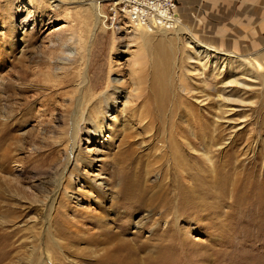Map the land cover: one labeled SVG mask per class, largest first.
<instances>
[{"label": "rangeland", "instance_id": "obj_1", "mask_svg": "<svg viewBox=\"0 0 264 264\" xmlns=\"http://www.w3.org/2000/svg\"><path fill=\"white\" fill-rule=\"evenodd\" d=\"M107 1L91 40L87 1L0 0V264H264V71L245 69L256 54L264 67V0H178L185 31L146 42ZM84 73L75 97L85 125L66 166ZM188 111L204 127L195 151L182 134ZM116 155L133 158L121 170L132 180L158 159L179 167V189L165 181L177 209L162 220L158 202L107 209L123 191ZM185 187L181 203L173 196Z\"/></svg>", "mask_w": 264, "mask_h": 264}, {"label": "bare ground", "instance_id": "obj_2", "mask_svg": "<svg viewBox=\"0 0 264 264\" xmlns=\"http://www.w3.org/2000/svg\"><path fill=\"white\" fill-rule=\"evenodd\" d=\"M82 1H87L88 2V6L89 8L91 9L92 11V15H93V18H94V25H93V28H92V32H91V40H93L94 36L96 35V32H97V26L98 24L96 23L100 21V18H101V15H100V2H98V0H82ZM105 16V15H104ZM104 19L106 20V16L104 17ZM105 20H104V23H105ZM185 26H182V24H179L178 26L174 27L173 29H169V30H157V31H145V30H142L140 31L141 33V36L138 35V39H141L140 41L142 42H146L148 41V36L149 35H155V34H158L159 38L160 39H163L164 41L166 40L165 39V36L167 38V36L169 34L172 33V35H174V37L176 38H179V36L181 35V32L185 31ZM143 34V35H142ZM169 38V37H168ZM147 39V40H146ZM169 41V40H168ZM198 42V41H197ZM196 42V43H197ZM204 47L201 43H197L196 44V47ZM204 50V49H203ZM213 50L212 52L213 53H219L221 54V52H218L215 51V49H211ZM85 52V51H84ZM173 53V52H172ZM85 54V53H84ZM171 54V53H170ZM223 54V53H222ZM86 55V54H85ZM218 55V54H217ZM253 55V54H252ZM258 55L259 54H256V57H253L250 56V58L247 57V59H249L250 61H248V66H245V69L247 70V72H254V73H260L261 71H264V67L262 65H260V63L258 62L259 61V58H258ZM216 56V55H215ZM232 56V55H231ZM188 61H192L191 58H187ZM246 59V60H247ZM239 61V60H238ZM243 65V64H242ZM249 65H251L252 67H250ZM167 65H165L166 67ZM243 66V67H244ZM250 67V68H249ZM250 69V70H248ZM254 69V70H253ZM252 70V71H251ZM74 74V73H73ZM82 75V74H81ZM81 77L80 79V83H79V86L80 88L78 87V89L75 90V93H74V97L77 93L80 92L81 90V86L85 83L86 81V78H87V74L84 73V77ZM253 75V74H252ZM156 78V77H155ZM251 78H253V76H251ZM78 79V77H77ZM161 79V78H160ZM255 80L257 79V77L254 78ZM157 80V79H156ZM263 82H264V77L262 78ZM234 84L237 83V81L235 80L233 82ZM161 84V83H160ZM137 85V84H136ZM162 85V84H161ZM41 86V85H40ZM155 86H159L158 85H155ZM156 88V87H155ZM162 88V87H161ZM41 89V88H40ZM160 89V88H159ZM47 90V88H46ZM164 91V90H163ZM169 91V90H168ZM23 93H27L28 91H24L22 90ZM159 92V91H158ZM159 94H161L159 92ZM163 94V93H162ZM165 95V94H164ZM170 95V94H169ZM84 97V96H83ZM158 97V96H157ZM161 98V97H160ZM76 99V100H75ZM75 103H74V106L75 109L71 112L70 114V118L69 119V124H70V127L68 129L69 131V134H68V139H69V142H70V152H69V160L66 161V166L69 165V161L71 160L72 158V152H73V149L75 147L76 144H78L80 141H81V129L84 127L85 123H84V117L83 115H81V112L79 111L80 109V106H81V102L83 101V98L82 96L80 95V97H75ZM168 99V98H167ZM199 99V98H198ZM87 101V100H86ZM162 101V100H161ZM157 103V102H156ZM175 103V102H174ZM176 104V103H175ZM158 107V106H157ZM180 108V107H179ZM181 109V108H180ZM183 110V109H182ZM186 110V109H185ZM181 111V110H180ZM157 113V112H156ZM163 113V112H162ZM196 113V112H195ZM193 111H188V116H187V121H188V126H189V130L186 131V128L185 130L182 131V134H186L187 135H192V139L190 141H188V147L189 149L188 150H191L193 151L194 150V145L197 143V142H201V140H199L198 138V133H203V130H204V127L202 125V123L200 122L199 117L195 114ZM69 114V113H68ZM213 114V113H212ZM90 115V114H89ZM177 115V114H175ZM210 115V114H209ZM91 117H94V119H96V121L93 123L94 125V134L95 135H98L99 137L106 131L105 127H104V124H103V119H101V117H95V112H93V114L90 115ZM156 115H154L155 117ZM179 116V114H178ZM69 117V116H68ZM157 117V116H156ZM158 118V117H157ZM170 118V117H169ZM210 118V117H209ZM155 119V118H154ZM211 119V118H210ZM89 121L91 120L90 117L88 119ZM171 120V119H170ZM202 120V119H201ZM94 121V120H93ZM88 122V121H87ZM91 122V121H90ZM157 122V121H156ZM171 122V121H170ZM92 123V122H91ZM164 124V123H163ZM264 126V123L262 124ZM187 126V125H186ZM208 126V124H207ZM261 126V125H260ZM172 127V126H171ZM182 129V126L179 127ZM178 129V128H177ZM158 132V131H157ZM161 132V131H160ZM176 132V131H175ZM263 132H264V127H263ZM178 133V132H177ZM212 134V133H210ZM205 135L208 136V134L206 133ZM90 136V135H89ZM176 136V135H175ZM201 137V136H200ZM206 137V136H205ZM209 137V136H208ZM212 137V136H211ZM187 138V137H186ZM208 139V138H207ZM206 139V140H207ZM210 139V138H209ZM215 139V138H214ZM171 140V138H170ZM189 140V139H188ZM217 141V139H216ZM123 142V141H122ZM179 142V141H178ZM125 143V142H124ZM128 143V142H127ZM181 144V143H180ZM209 145V144H208ZM124 146V145H123ZM182 146H187V145H182ZM197 146V145H196ZM120 147V146H119ZM200 147V146H199ZM128 148V147H127ZM198 148V147H197ZM121 149V148H120ZM173 149V148H172ZM118 150V149H117ZM127 150V149H126ZM133 150V149H132ZM131 150V151H132ZM158 150V149H157ZM176 150V149H175ZM185 150V149H184ZM187 151V150H186ZM195 151V150H194ZM129 152V151H128ZM175 152V151H174ZM178 152V151H177ZM176 152V153H177ZM131 153V152H130ZM171 153V152H170ZM199 153V151H198ZM206 153V152H205ZM126 154V153H125ZM132 154V153H131ZM134 154V153H133ZM157 154V153H156ZM175 154V153H174ZM192 155V153H190ZM168 155V154H167ZM127 156V155H126ZM132 156V155H131ZM134 156V155H133ZM175 156V155H174ZM179 159H181V157L178 155ZM186 157V156H185ZM197 157V156H196ZM201 157V156H200ZM206 158H208V154L205 155ZM260 155H255L254 158L252 159V164H257V162H255L257 159H259ZM119 156L116 155V157L114 156L113 160H114V163L116 165V169L117 171L120 173V184H121V189L120 190H123L121 191L118 195H117V198L115 197V199L113 198L112 203L107 207V209L109 210H112L114 211L115 209H120V208H124L126 207V204L128 206V208H136L138 210H141L143 209L144 206L146 207H149V206H152L154 205L153 202H158V207H160V209L164 210V211H160L161 213L159 214V220H162L164 217L168 216V214L170 213V211L172 209H177L176 208V201L175 202H172V200L170 199L168 193L166 192L167 189L171 186L172 189L174 190V187H177V184L175 183V178L177 176H180L179 172H180V169L179 167L178 168H174V163L173 162H166V159H158L157 161H155L152 169H148L146 170V173L145 174H141L140 172L135 175V180H132V177L131 175L130 176H126L124 174L121 173V170L124 168V165L125 164H131L132 165V162H133V158H129L130 160L127 162V163H124L123 160H118ZM135 158V157H134ZM146 158V157H145ZM175 158V157H174ZM204 158V157H203ZM168 159V158H167ZM205 159V158H204ZM127 160V159H126ZM154 160V159H153ZM156 160V159H155ZM187 160V159H186ZM208 160V159H207ZM169 161V160H168ZM180 162L182 163H185L184 160H180ZM168 164H170L168 166ZM259 164V163H258ZM185 165H187L185 163ZM194 165V164H193ZM179 166V165H178ZM229 167V166H228ZM235 167V165H234ZM186 168V167H185ZM193 168V167H192ZM197 168V167H196ZM238 168V167H237ZM254 168V167H253ZM66 169V168H65ZM188 169V168H187ZM65 171V170H64ZM64 171L62 172V174H60L59 176V182L61 181V179L63 178V175H64ZM141 171V170H140ZM188 171V170H187ZM231 171V170H230ZM263 171H264V165H263ZM155 172L156 173V176H157V179L156 181L153 183H150L149 186L146 184L148 182L147 179L145 180L146 176H149L151 173ZM209 172V171H208ZM193 173V172H191ZM252 174H254V172H252L251 170L247 171L244 175H243V179H247L248 177H250ZM167 175H169V177H167ZM189 175V174H188ZM200 175V174H199ZM210 175V174H209ZM230 176V175H228ZM237 176V175H236ZM187 177V176H186ZM211 177V176H210ZM169 178L171 179V181H169ZM203 178V177H201ZM233 178V177H232ZM185 179V178H184ZM189 179V178H188ZM199 179V178H198ZM168 180V183L166 185L165 181ZM186 180V179H185ZM203 180V179H202ZM233 180V179H231ZM211 181V180H209ZM214 181V180H213ZM212 181V182H213ZM243 181V180H242ZM59 182L57 185H55V189L57 190L59 188ZM183 182V181H182ZM199 182V181H198ZM204 182V180H203ZM206 182V181H205ZM239 182L240 179H235L234 180V183L232 185H239ZM264 183V182H263ZM197 184V182H196ZM195 184V185H196ZM207 184V183H205ZM165 185H166V191H165ZM185 185V184H184ZM202 184H200L201 186ZM255 185V184H254ZM180 186V185H179ZM186 186V185H185ZM189 186V185H188ZM204 186V185H203ZM214 186V185H213ZM264 186V185H263ZM183 187V186H182ZM206 187V186H204ZM240 187V185H239ZM194 188V187H193ZM201 188V187H200ZM209 188V187H208ZM215 188V187H214ZM259 188V187H258ZM179 189V188H178ZM183 194H181V192H177L176 194H174L175 196L174 199H177L178 201H180L181 203H183V200H184V197L181 195H184L185 193L187 192H192L191 190L189 189H186L183 188ZM197 190V189H196ZM200 190V189H199ZM209 190V189H207ZM259 190H262V189H257V190H254L255 192H258ZM96 193L98 192L97 190H95ZM212 191V190H211ZM197 192V191H196ZM203 192V191H202ZM201 192V193H202ZM213 192V191H212ZM260 192V191H259ZM149 193V194H148ZM262 193V192H260ZM56 194V193H55ZM148 194V195H147ZM172 194V192L170 193ZM200 194V193H199ZM252 194V193H251ZM263 194V193H262ZM98 195V198L100 200V203H107L108 199L105 198V196H103L102 194H100V192L97 194ZM203 195V194H202ZM186 196V195H185ZM197 195H195L196 197ZM205 196V195H204ZM247 196V195H246ZM252 196V195H251ZM257 196V195H256ZM194 197V195H193ZM194 197V198H195ZM249 197V196H248ZM187 198V197H186ZM185 198V199H186ZM199 198V197H198ZM205 198V197H204ZM246 198V197H245ZM264 198V194H263V197L262 198H259L260 199H263ZM173 199V198H172ZM197 199V198H196ZM253 199H256L258 200L257 197H253ZM187 200V199H186ZM190 199H188L189 201ZM55 201V195H52L49 197V200H48V203L46 204V206L48 207L49 210H52L53 208V203ZM262 201V200H261ZM180 203V204H181ZM188 203V202H187ZM190 203V202H189ZM193 203V202H192ZM197 203V202H196ZM203 204V203H202ZM182 205V204H181ZM195 205V204H194ZM197 205V204H196ZM201 205V203H200ZM174 206V207H173ZM187 206V204H186ZM173 207V208H172ZM194 207V206H193ZM108 210V211H109ZM157 210V208H156ZM179 211V210H178ZM174 213V212H173ZM175 214V213H174ZM125 215V214H124ZM127 215V214H126ZM176 215V214H175ZM174 215V216H175ZM170 216V215H169ZM120 217H117V218H114V220L112 221H116L118 220ZM146 218L147 220H150L151 216H147L146 215ZM128 219V218H127ZM121 221V220H120ZM126 221V220H125ZM92 222L94 224H100L101 222L98 220V221H94L92 219ZM100 228V232L104 233L103 232V226H100L98 227ZM109 230V229H108ZM106 232V231H105ZM104 235V234H103ZM117 236V235H116ZM109 237H113V236H109ZM108 237V238H109ZM108 238L107 239H104L101 237H96L94 239V241H103V242H108ZM115 239L112 238V241L113 242ZM118 240V239H117ZM118 244H120V241L118 240L117 242Z\"/></svg>", "mask_w": 264, "mask_h": 264}, {"label": "built area", "instance_id": "obj_3", "mask_svg": "<svg viewBox=\"0 0 264 264\" xmlns=\"http://www.w3.org/2000/svg\"><path fill=\"white\" fill-rule=\"evenodd\" d=\"M113 18L124 19L130 28L157 31L181 24L178 0H108ZM107 20V18H106Z\"/></svg>", "mask_w": 264, "mask_h": 264}, {"label": "crops", "instance_id": "obj_4", "mask_svg": "<svg viewBox=\"0 0 264 264\" xmlns=\"http://www.w3.org/2000/svg\"><path fill=\"white\" fill-rule=\"evenodd\" d=\"M177 12H178V15H179V11H178V9H177ZM179 18H180V16H179Z\"/></svg>", "mask_w": 264, "mask_h": 264}]
</instances>
